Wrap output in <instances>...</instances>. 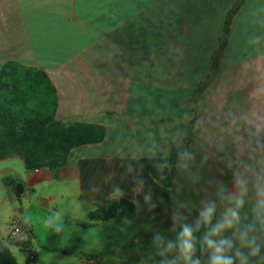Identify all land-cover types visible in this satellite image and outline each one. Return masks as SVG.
I'll list each match as a JSON object with an SVG mask.
<instances>
[{
    "label": "crops",
    "instance_id": "0c3cea01",
    "mask_svg": "<svg viewBox=\"0 0 264 264\" xmlns=\"http://www.w3.org/2000/svg\"><path fill=\"white\" fill-rule=\"evenodd\" d=\"M233 4L0 0V70L17 62L56 88L0 84V105L106 128L103 141L73 148L63 167L25 168L20 196L17 184L5 185L1 202L24 197L26 207L3 221L18 218L31 239L24 245L9 239L10 229L0 233V264H98L86 254L99 252L114 264H210L207 239L230 241L224 254L233 263L239 250L248 264H264V0H245L225 32ZM217 51L216 79L192 124L190 99ZM184 136L190 141L165 186L170 152ZM49 181L61 188H36ZM118 197L138 205L134 217L90 219ZM209 207L210 217L202 215ZM229 209L238 220L215 230ZM184 226L192 230L187 257ZM253 237L257 256L247 246Z\"/></svg>",
    "mask_w": 264,
    "mask_h": 264
},
{
    "label": "trees",
    "instance_id": "16d2710c",
    "mask_svg": "<svg viewBox=\"0 0 264 264\" xmlns=\"http://www.w3.org/2000/svg\"><path fill=\"white\" fill-rule=\"evenodd\" d=\"M244 2L245 0H234L223 27L225 32L229 31L233 15ZM220 54L221 51L214 54L207 78L199 82L190 99L192 124L200 113L199 107L203 104V95L216 79L220 66ZM0 84L6 87L21 85L29 88H43L51 93H54L56 89L54 83L44 72L27 68L17 62H8L1 68ZM12 120L15 142L0 148V159L19 155L24 159L27 170L63 167L73 148L101 142L106 136V128L101 124L81 121L65 124L56 119L53 114L15 112ZM174 177L175 171H170L162 178V183L165 186H172ZM2 181L5 185H16L21 182V179L3 176ZM138 209L134 201L126 197H118L90 211L89 217L92 220L130 219L136 215ZM86 255L98 264H114L107 260L101 252Z\"/></svg>",
    "mask_w": 264,
    "mask_h": 264
},
{
    "label": "rangeland",
    "instance_id": "374dc122",
    "mask_svg": "<svg viewBox=\"0 0 264 264\" xmlns=\"http://www.w3.org/2000/svg\"><path fill=\"white\" fill-rule=\"evenodd\" d=\"M40 92H49L46 89H40ZM17 112H25L28 113L25 109H20ZM15 112H11L10 108L7 106L0 105V148L8 146L15 142V133L13 130V114ZM25 164L24 160L19 155H14L11 157H7L4 159H0V193L3 192V188H5V184L2 182L3 176L10 177H19L25 176ZM36 188H61V184L57 181H49L38 184ZM26 207V199L24 197H19L18 199L9 198V203H3L0 200V233L9 231L11 223L4 222L3 218L7 216L11 211L17 209L18 213H20ZM62 211V210H61ZM83 214V217H86V210H79V213ZM20 214L17 215L19 217ZM16 218V217H15ZM13 218V219H15ZM12 221V220H11ZM39 229V226H38ZM86 246L88 244H85ZM93 247L94 244H93ZM101 251V250H100ZM88 258V257H87ZM87 260V259H86Z\"/></svg>",
    "mask_w": 264,
    "mask_h": 264
},
{
    "label": "clouds",
    "instance_id": "9594fccd",
    "mask_svg": "<svg viewBox=\"0 0 264 264\" xmlns=\"http://www.w3.org/2000/svg\"><path fill=\"white\" fill-rule=\"evenodd\" d=\"M233 122H235V119L233 118ZM260 131V126H257V132ZM147 199V197H146ZM243 205V200L242 199H237L236 200V208L239 209ZM213 211L212 207H209L206 212L202 213V215L206 217H210L211 213ZM229 214H230V219H226L225 223L223 225H219L217 229L221 227H231L233 222L238 220V214L236 210L229 209ZM262 228H264V222H261ZM249 230L251 229V226H248ZM214 230V231H215ZM183 237L182 241V250L185 254V256H189V254L192 251V230L188 226H184L183 231L181 233ZM156 239H160V237H156ZM208 246L213 249L210 264H233V258L230 256H226L225 253V247L224 245H228V247H231V242L230 241H221L219 245L215 244L212 240L207 239L206 240ZM171 247V244H169ZM247 246L250 247V255L251 256H257L260 252V247L256 245L255 237L252 238L250 242H247ZM236 257L240 260V264H248V259L246 256H244L239 250L236 253ZM194 264H199V261L194 262Z\"/></svg>",
    "mask_w": 264,
    "mask_h": 264
},
{
    "label": "water",
    "instance_id": "95a60500",
    "mask_svg": "<svg viewBox=\"0 0 264 264\" xmlns=\"http://www.w3.org/2000/svg\"><path fill=\"white\" fill-rule=\"evenodd\" d=\"M221 47L224 45L225 41H226V35L223 34L222 35V40H221ZM190 141V137L189 136H184L182 138H180L173 146L170 155H169V163H170V168L171 171L175 170L176 167V159L177 157L187 148L188 143ZM16 190V194L18 196L21 195L22 190H23V184L22 183H18L15 187Z\"/></svg>",
    "mask_w": 264,
    "mask_h": 264
},
{
    "label": "built area",
    "instance_id": "2783aa9c",
    "mask_svg": "<svg viewBox=\"0 0 264 264\" xmlns=\"http://www.w3.org/2000/svg\"><path fill=\"white\" fill-rule=\"evenodd\" d=\"M9 239L12 242L26 245L31 239L30 229L24 222H21L18 218H15L11 223Z\"/></svg>",
    "mask_w": 264,
    "mask_h": 264
}]
</instances>
